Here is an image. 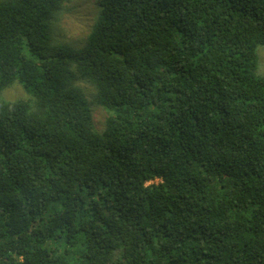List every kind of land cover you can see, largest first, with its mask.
I'll list each match as a JSON object with an SVG mask.
<instances>
[{
    "label": "trees",
    "instance_id": "16d2710c",
    "mask_svg": "<svg viewBox=\"0 0 264 264\" xmlns=\"http://www.w3.org/2000/svg\"><path fill=\"white\" fill-rule=\"evenodd\" d=\"M69 2L0 0V264H264V0Z\"/></svg>",
    "mask_w": 264,
    "mask_h": 264
},
{
    "label": "rangeland",
    "instance_id": "374dc122",
    "mask_svg": "<svg viewBox=\"0 0 264 264\" xmlns=\"http://www.w3.org/2000/svg\"><path fill=\"white\" fill-rule=\"evenodd\" d=\"M96 1L97 0H70L69 4L67 3V9L69 8V10L64 16V8L60 15V21L58 22L56 40L59 43L67 45L75 50H79L87 44L91 30L98 18ZM259 54L260 72L264 74V47L259 48ZM16 85L20 84L16 83L13 87ZM13 87L5 92V100L14 101L16 99L26 98V94L24 95L22 88ZM81 87L85 91L89 100H91V105L94 109L96 127L102 129L105 120L108 117V112L97 105L94 100L95 96L89 85L82 84Z\"/></svg>",
    "mask_w": 264,
    "mask_h": 264
}]
</instances>
